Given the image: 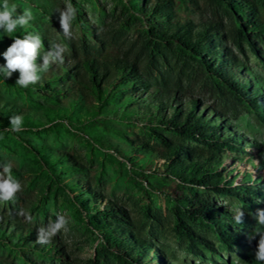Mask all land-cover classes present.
<instances>
[{
    "label": "rangeland",
    "instance_id": "rangeland-1",
    "mask_svg": "<svg viewBox=\"0 0 264 264\" xmlns=\"http://www.w3.org/2000/svg\"><path fill=\"white\" fill-rule=\"evenodd\" d=\"M69 2L76 9V18L72 38L66 39L55 9L64 8ZM131 2L9 0L17 6L18 13L30 8L34 16L27 26L17 28L21 38L28 33L39 34L44 52L63 49V62L51 65L59 67L74 61L79 64L90 59L134 63L148 86V92L142 94L147 103L151 104L159 92L174 94L178 102L195 100L194 112L220 123L221 138L228 139L237 148L213 151L182 138L167 123L170 110H152L148 105L138 112L127 109L134 111L129 118L118 117L120 109L116 115H97L94 124L84 128V132L79 131L75 120L66 125L42 119V126L23 127V131L16 133L11 131L9 116L22 114L36 119V114L64 105L73 88L79 86L80 73L74 71L79 65L75 64L66 73L55 74L51 90L44 88L28 93L25 90L29 88H5L0 84V163L11 162L12 175L22 184L14 200L0 201L1 229L12 238L15 234L20 238L16 247L0 240V264H231L234 253L247 264H258L254 251L259 238L252 241L248 238L257 221L249 213L264 209V202L257 203L259 199L264 201V125L245 102L234 99L223 83L206 72L196 56L173 40L160 39L159 35L174 31L176 25L184 31L205 25L215 42L222 46V52L231 57L229 69L236 72V77L252 80L255 88L264 86L263 45L247 31L245 34L256 55L241 41L240 48L237 47L232 38L236 27L232 15L211 0ZM11 37L0 30V53L11 45ZM4 63L0 55V65ZM42 63L38 59V64ZM112 71L113 82L123 78V72ZM86 82L89 85L88 77ZM89 103L95 105L92 94L84 90L79 104L83 107ZM182 107L186 109V103ZM5 120L8 125L3 126ZM101 127L110 131H101V142L109 148L106 150L96 147L89 138L99 136L94 131ZM162 140L194 152L219 154V163L211 167L221 174L218 186L228 192L186 184L166 174L175 157ZM114 149L127 151L130 159L144 160L142 172H136L134 161L122 159ZM136 149H153L154 153L143 159L142 151L132 152ZM44 156L56 157L61 164L53 166H59V170L52 174L47 171L41 161ZM75 184L78 189L69 191ZM244 187L250 190L245 195L247 202L240 200L245 193L239 189ZM185 198H200L214 212L224 214V224L210 225L200 216L191 215L188 206L179 205V200ZM85 202L92 208V216L97 211L105 218L104 211L109 208L117 212L115 216L120 223L113 234L116 241L104 244L100 233L86 223V210L81 207ZM233 206H241L245 212L241 225L230 219ZM58 215L67 219L66 229H60L49 243H38V230L54 224ZM178 219L197 238L195 253L189 251L191 244L183 233L176 230ZM231 233L238 234L236 240L224 237ZM122 237L132 240L130 250L120 246Z\"/></svg>",
    "mask_w": 264,
    "mask_h": 264
},
{
    "label": "trees",
    "instance_id": "trees-1",
    "mask_svg": "<svg viewBox=\"0 0 264 264\" xmlns=\"http://www.w3.org/2000/svg\"><path fill=\"white\" fill-rule=\"evenodd\" d=\"M131 1L132 0H128L129 3H132ZM211 1L217 6L227 9L232 15L233 23L236 25L235 29L232 31V38H234V43L237 47L240 48L238 42L241 41L247 45V48L254 55H256L252 42L245 34V32L249 31L250 37L256 36L264 48V0ZM16 36L20 35L17 32L13 33L12 39ZM159 38L173 40L179 45V47L196 56L199 59L198 61L204 65L206 72L212 74L217 80L223 83L234 99L239 102H245L254 112L256 119L264 125V86L255 88L253 87L254 84L252 80L236 77V72L229 69L231 66L230 61H232L231 57L229 54L226 55L222 52V46L215 42L214 35L210 30L206 29L205 25L187 31H184L182 27L176 25L174 31L170 33H162L159 35ZM261 63L264 72V59ZM75 64H77V62L74 61L73 63L59 65V67L51 65L50 67L54 68L49 69L45 75H42L40 82L35 85H30L28 87L30 90L25 91L28 93L30 91L36 93V90L38 89L46 88L51 90L54 87V84L52 83L55 81V74L66 73L69 68L74 69V67H76ZM77 65L79 66L74 71L80 73L78 78L79 86L73 88L72 93L69 95V100H65V104L58 106V108H48L41 113L36 114V119L23 116V127L30 128L42 126V124H40L42 119H46L48 123L59 121L66 125H69L71 120H75V123L77 122L80 127L79 131L84 132V128L94 124V117L97 115H105L106 113L116 115V110L120 109L121 113L118 117L129 118L135 110L138 112L141 108L145 109L150 107L152 110H170L171 113L167 118V123L171 129L182 138L206 146L213 151H220L223 147L229 149L237 148L236 145L234 146V144L228 139L221 138L219 135L221 133L219 132V128H221L220 123H217L214 119L210 120L194 112L196 106L195 100L178 102L174 94L170 96L167 92H159L154 95V101L151 104L147 103L146 98L142 97V94L143 92H148V86L143 82V76L136 70L134 63H130L126 60H112L111 62L106 63L90 59ZM113 69L123 72V78L113 82ZM87 77L89 85L86 82ZM18 78L19 72L13 73L10 79H4V77L0 75V84L5 88L22 90L24 88L15 84ZM60 88L57 89L60 90ZM83 89L92 94L95 105L89 103L82 107V105L79 104L82 92L84 91ZM176 103L177 105H175ZM185 103L187 106L186 109L182 107V104ZM128 105L129 108H126ZM107 108L109 112H107ZM127 109L134 111H127ZM2 124L3 126L8 125L6 120L4 122L2 121ZM102 125L104 126L107 124ZM101 131L103 133L110 132L108 128L101 127V130L94 131L99 136H89V138L95 143L96 147L104 150L109 149L107 145L105 146L101 142V138L103 137ZM161 142L167 148V151L175 157L172 160L171 165L168 167L166 174L171 175L173 178L186 184L198 185L222 193L228 192V190L221 189L218 186L221 174L213 171L211 167V165L219 163V154H207L203 152H194L193 150H186L167 140H162ZM121 147L127 150L131 149V147L127 146ZM113 151L117 156L122 157L124 160L130 162L134 161L133 165L137 170L136 172H142V167L145 163L144 160H134L135 158L130 159L129 156H127L128 152L125 150L114 149ZM133 151H142V149L132 150V152ZM37 152L39 155L42 154L40 150H37ZM142 153L143 159H147L149 158V154L154 153V151L153 149H149L142 151ZM41 161H43L46 170L51 174L60 168L57 165L53 166L54 163H60L54 156L49 158L44 156V158H41ZM64 167L70 166L64 165ZM54 179L57 180L58 176H54ZM68 189L69 191H76L78 187L75 184ZM239 191H244L245 193L240 196V200L247 202L245 195L248 194L247 192H250V190L244 187L239 189ZM232 193L241 195L237 192ZM87 204L88 202H85L84 206L81 205V207L86 210V223L91 229L100 233L104 244L110 245V243L116 241L113 234L119 229L118 224L120 223V219L115 216V213L117 212L112 208H109L104 211L105 218H102L104 217L100 215L102 213L97 211H95L96 215L92 216L91 213L93 210L91 207H88ZM179 205L181 208L188 206L191 209V215L200 216L210 225L220 226L224 224V221L222 220L224 219V214L214 212L209 205L200 198H185L179 200ZM121 216L123 217V215ZM230 219L233 220V218ZM177 221L175 227L176 230L179 233H183L184 237L191 244L190 247H188L189 251L195 253L193 250L195 247L194 240H197V238L184 222L180 219ZM110 228H113L112 230L114 232L112 231V233H110ZM237 236V233H231L224 237L227 238V240H236ZM0 240H4L6 243L11 244L12 247H16L20 243L18 234H15L12 238L11 234H5L3 229H1V226ZM119 240L121 241L119 244L123 249L126 248L130 250L131 247H133V242L129 237H122V239L120 238ZM33 247L36 248V246ZM46 251H48V249Z\"/></svg>",
    "mask_w": 264,
    "mask_h": 264
},
{
    "label": "clouds",
    "instance_id": "clouds-1",
    "mask_svg": "<svg viewBox=\"0 0 264 264\" xmlns=\"http://www.w3.org/2000/svg\"><path fill=\"white\" fill-rule=\"evenodd\" d=\"M55 12L59 14V23L62 33L66 39L72 38V26L76 18V9L69 2L64 8H56ZM34 19L30 8L24 9L22 13L17 12V6L10 4L9 0L0 2V30L8 37L16 32L17 28L27 26ZM12 38V37H11ZM44 43L39 34L28 33L22 38L16 36L13 38L11 45L0 53L3 56L5 63L0 65V75L4 79H10L15 72H19V78L15 84L28 88L30 85H35L41 81L42 73H46L51 64L63 62V49H49L44 52ZM38 59L43 61L38 64ZM9 124L11 131L19 133L23 131L24 117L22 114L9 116ZM22 190L21 182L12 175V163L5 161L0 163V201L8 202L15 199L16 194ZM264 202L258 200L257 203ZM241 206H233L230 211L235 224L241 225L244 222L245 212ZM25 214L26 213H22ZM257 221V225L249 235V240H257L256 249L254 251L255 261L258 264H264V209L258 208L256 212L249 213ZM68 224L67 219L63 215H58L54 224H50L47 229L40 228L37 234V242L41 244L49 243L51 237L54 236L60 229H66ZM231 264H247L242 261L235 253Z\"/></svg>",
    "mask_w": 264,
    "mask_h": 264
}]
</instances>
